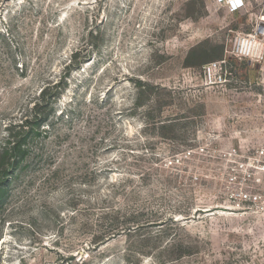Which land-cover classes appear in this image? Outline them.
Here are the masks:
<instances>
[{
	"label": "rangeland",
	"instance_id": "obj_1",
	"mask_svg": "<svg viewBox=\"0 0 264 264\" xmlns=\"http://www.w3.org/2000/svg\"><path fill=\"white\" fill-rule=\"evenodd\" d=\"M246 2L0 0V264H264L221 155L264 127Z\"/></svg>",
	"mask_w": 264,
	"mask_h": 264
},
{
	"label": "built area",
	"instance_id": "obj_2",
	"mask_svg": "<svg viewBox=\"0 0 264 264\" xmlns=\"http://www.w3.org/2000/svg\"><path fill=\"white\" fill-rule=\"evenodd\" d=\"M226 3L231 12H238L245 8L244 0H217ZM261 30L256 28L248 36L246 44L238 41L232 52L240 60L248 58L257 61L264 55V44L260 38ZM204 78L208 83L222 82L228 74V60L225 58L209 63L203 68ZM201 152L205 149L201 148ZM192 151L185 153L191 157ZM223 159L229 163L225 179L228 202L234 210L264 211V139L259 145L247 149H232L221 153Z\"/></svg>",
	"mask_w": 264,
	"mask_h": 264
},
{
	"label": "crops",
	"instance_id": "obj_3",
	"mask_svg": "<svg viewBox=\"0 0 264 264\" xmlns=\"http://www.w3.org/2000/svg\"><path fill=\"white\" fill-rule=\"evenodd\" d=\"M244 3H245V8L244 9H242V10H240V11H238V12H231L230 11V13H232V14H238V13H240V12H242L243 10H245L246 9V0H244ZM264 26V21H261V22H259L258 23V27L259 26ZM240 134V132H238V130H236L235 132H234V134L232 135V137L231 138H234V139H243L244 137L246 138V139H258V140H260V141H262L263 139H264V127L263 128H255V129H252V130H250L249 132H248V135H239Z\"/></svg>",
	"mask_w": 264,
	"mask_h": 264
}]
</instances>
